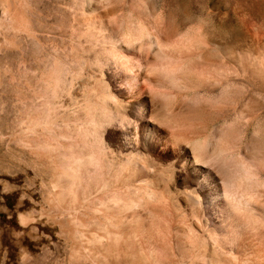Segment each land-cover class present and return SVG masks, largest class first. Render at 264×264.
I'll return each instance as SVG.
<instances>
[{
	"label": "rangeland",
	"instance_id": "obj_1",
	"mask_svg": "<svg viewBox=\"0 0 264 264\" xmlns=\"http://www.w3.org/2000/svg\"><path fill=\"white\" fill-rule=\"evenodd\" d=\"M260 3L0 5V264H264Z\"/></svg>",
	"mask_w": 264,
	"mask_h": 264
},
{
	"label": "bare ground",
	"instance_id": "obj_2",
	"mask_svg": "<svg viewBox=\"0 0 264 264\" xmlns=\"http://www.w3.org/2000/svg\"><path fill=\"white\" fill-rule=\"evenodd\" d=\"M260 1L264 5V0H260ZM262 3H260V4H262ZM12 4H20L21 5L22 11L20 12V15L17 16L16 19H17L18 25L22 28H25L27 26V23L32 22V15L34 13L32 10L33 8H31V5H30V0H0L1 6H7V5H12ZM254 4L256 5V3H254ZM255 5H254V8H255ZM258 7H260V5ZM252 10H254L253 7H252ZM258 10H259V8H258ZM261 11H263V13L261 12L260 14H261V16L263 15V17H264V9ZM253 14H255V13H253ZM249 15H251V14H249ZM245 18H243L244 19L243 21H245ZM253 19L259 20L257 18V15H256V18L254 17ZM247 20H249V17ZM252 22H253L252 25L254 23H255V25H256V23L259 25L258 21H252ZM250 24H251V22H250ZM258 25H256V28H252L253 26L251 27V25H249V24L246 26L240 25L235 30L234 29L232 30V32H231L232 34L230 36L231 37L230 39H220V40L216 39V41L218 43L217 45L219 46V49H221V52H223L224 56H227V58L232 59L235 57H240V58L246 59V57H247V58H250L253 60H261V61H263V63L258 64V65H256V64L250 65L248 63L243 62V64H241V65L239 64V67H237L234 64L225 63L223 65H218L217 67H215V70L218 71L217 73H219V72L230 73V72H234V71L235 72L239 71V72L244 73V74H253V75L254 74H260V73L264 74V23H262L260 26H258ZM0 28L3 29L1 23H0ZM22 28L21 29L18 28V29L22 30ZM2 31L4 32L5 30H2ZM4 37H5V43L11 45V47L14 45H18V43L20 42V37L18 36L17 32H14L13 34H10L9 32H4ZM0 38H1V36H0ZM207 41L209 42L208 39H207ZM20 48H21V46H20ZM6 50L11 51V49H9V48H7ZM12 50L14 52V49H12ZM15 50L17 51V49H15ZM171 52H173V51H171Z\"/></svg>",
	"mask_w": 264,
	"mask_h": 264
}]
</instances>
